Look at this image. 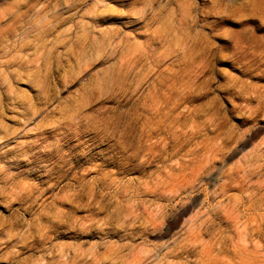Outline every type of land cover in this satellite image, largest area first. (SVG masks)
I'll return each mask as SVG.
<instances>
[{
  "label": "rangeland",
  "instance_id": "374dc122",
  "mask_svg": "<svg viewBox=\"0 0 264 264\" xmlns=\"http://www.w3.org/2000/svg\"><path fill=\"white\" fill-rule=\"evenodd\" d=\"M0 264H264V0H0Z\"/></svg>",
  "mask_w": 264,
  "mask_h": 264
}]
</instances>
